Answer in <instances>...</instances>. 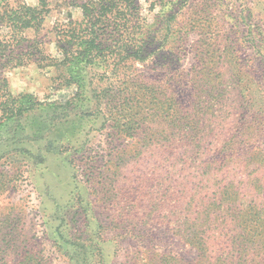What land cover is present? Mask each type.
<instances>
[{
  "label": "rangeland",
  "instance_id": "obj_1",
  "mask_svg": "<svg viewBox=\"0 0 264 264\" xmlns=\"http://www.w3.org/2000/svg\"><path fill=\"white\" fill-rule=\"evenodd\" d=\"M51 1L53 13L37 38L60 58L51 43L52 31L67 21L69 10L58 7L62 0ZM154 1L159 0H141L149 22L161 10L159 5L152 9ZM178 1L181 9L169 22L172 29L160 42L159 55L133 64L125 75L132 73L148 84L151 102L173 112L172 121L157 119V124L229 125L223 138L235 136L234 151L248 145L238 150L236 163L249 152L264 156V48L256 42L264 39V0ZM19 2L37 6V0ZM73 16L80 17V11L74 10ZM26 36L36 37L33 31ZM4 75L13 95L29 94L42 107L0 129V261L5 260L0 264H82L85 243L93 245L88 255H97L92 264L102 256L103 264H196L195 249L171 231L155 225L144 228L134 219L117 225L113 219L126 215L132 203L133 198L126 197V180L136 189L143 179L133 165L127 169L120 161L132 160L141 147L139 136L133 140L119 135L123 122L136 124L141 116L140 109H129L134 97L120 95L111 108L105 99L85 117L77 110L68 118L50 105L64 102L74 88H57L53 68L31 61ZM86 96L90 100V93ZM111 113L132 123L115 124ZM150 113L165 116L153 107ZM133 143L137 147L127 152ZM233 162L229 168L234 172L239 165ZM249 168L242 172L248 174ZM232 181L238 192L235 200L242 204V174ZM239 221L233 222L236 239Z\"/></svg>",
  "mask_w": 264,
  "mask_h": 264
},
{
  "label": "trees",
  "instance_id": "obj_2",
  "mask_svg": "<svg viewBox=\"0 0 264 264\" xmlns=\"http://www.w3.org/2000/svg\"><path fill=\"white\" fill-rule=\"evenodd\" d=\"M179 3L154 1L152 9L159 5L161 10L149 22L141 0H62L58 7L69 12L67 21L52 31L51 43L61 55L55 58L37 38L53 13V2L37 0V6H30L19 0H0V129L10 122L20 123L30 111L42 107L29 94L13 95L4 75L5 70L31 61L40 68L55 70L57 88H74L64 102L50 105L62 109L68 118L77 110L85 117L93 105L98 109L105 99L111 108L120 95L134 97L129 109L142 112L136 124H125L123 121L132 120H120L111 113L115 124H124L119 135L133 140L140 137L141 147L133 159L120 161L127 169L133 165L143 178L136 189L131 188V179L126 180V197L133 200L126 215L113 218L117 225L134 219L144 228L155 225L169 230L195 249L196 264H264V156L249 152L242 163H236L238 150L248 145L234 151L235 136L223 138L229 125L203 124L202 128L200 124H157V119L172 121L173 112L151 102L148 84L140 83L132 73L125 75L133 64H144L159 55L160 42L167 40L172 29L169 22L181 9ZM74 10L81 16L75 19ZM29 31L34 32L35 39L26 36ZM161 32L163 38H158ZM256 42L264 48V39ZM110 77L113 82L108 84ZM89 93L90 100L86 96ZM121 104L124 107L126 103ZM151 106L165 116H151ZM136 147L133 143L127 152ZM233 161L239 165L234 172L229 168ZM245 167H250L248 174L242 172ZM238 173L244 180L242 204L235 200L238 192L232 181ZM239 219L241 234L236 239L233 222ZM92 246L82 244V264H92L97 257L95 253L88 255ZM104 257L95 264H103Z\"/></svg>",
  "mask_w": 264,
  "mask_h": 264
}]
</instances>
